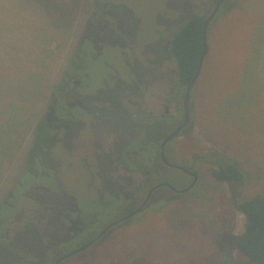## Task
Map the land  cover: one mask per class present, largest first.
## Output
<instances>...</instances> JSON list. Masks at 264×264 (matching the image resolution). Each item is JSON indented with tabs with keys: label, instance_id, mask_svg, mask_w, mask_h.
I'll return each instance as SVG.
<instances>
[{
	"label": "rangeland",
	"instance_id": "obj_1",
	"mask_svg": "<svg viewBox=\"0 0 264 264\" xmlns=\"http://www.w3.org/2000/svg\"><path fill=\"white\" fill-rule=\"evenodd\" d=\"M23 1L27 15L15 2L0 0L1 104L6 107L5 101L14 100V106L21 107L26 100L39 102L43 98L40 108L35 106L25 113L34 116L48 108L52 86L68 67L77 39L71 32L50 31L48 37L41 38L45 23L33 13L34 4ZM209 1L95 0L94 8L92 0H77L76 24L80 23L75 35L78 31L82 34L86 26L82 44L85 52H90L85 66L87 80L78 87L81 96L100 90L103 100L128 113L140 111V104L144 116L168 113V123L150 132L143 146L136 140L127 142H133L128 151H142L147 161H155L162 140L184 118L182 100L173 97L179 77L172 41L190 18L209 15ZM239 2L234 8L237 2L231 0L235 11L222 12L209 28L210 51L191 92V124L166 147L172 164L191 168L197 158L193 169L199 175L197 185L186 195H174L167 187L158 189L154 195L157 201L152 199L151 208L118 228L117 239L103 257L127 262L126 258L143 254L155 264H182L204 257L209 264H226L218 239L244 233L246 218L232 203L234 186L216 182L209 175L221 162H233L247 180L242 197L264 195V0ZM39 38L44 45L40 46ZM45 47L52 56L45 60L48 68H41ZM75 59L77 54L70 64L77 69ZM127 96L135 103L132 110ZM99 103L97 100L91 106L98 109ZM69 108L72 116L64 111L67 107L46 112L50 124L42 148L37 146L27 165V148L31 144V151L34 143L29 138L34 131H30L28 144L16 146L17 160L1 178L0 264H34L39 253L53 263L91 238V231L82 229V221L90 218L92 229L98 231L126 215L127 208L136 203L133 196L115 199L122 187L132 191L141 186L143 177L110 164L108 154L104 155L118 142L119 133L135 129L133 122L124 126L120 121L109 129L100 127L94 115L90 118L96 123L93 128L91 120H84V106L71 102ZM5 112V108L0 109L2 122ZM61 113L64 116L59 118ZM25 115L17 122L18 131L23 133L30 124ZM37 123L38 118L32 130ZM40 150L49 160L42 159ZM23 171L28 173L26 180L14 188L15 178ZM188 178L179 171L159 170L143 188L149 190L165 182L181 189L190 183ZM168 200L174 202L169 204ZM102 205L105 209L102 213L99 209L100 214L89 211ZM220 245L227 255V244ZM233 255L235 264H243L235 251Z\"/></svg>",
	"mask_w": 264,
	"mask_h": 264
},
{
	"label": "trees",
	"instance_id": "obj_2",
	"mask_svg": "<svg viewBox=\"0 0 264 264\" xmlns=\"http://www.w3.org/2000/svg\"><path fill=\"white\" fill-rule=\"evenodd\" d=\"M218 1L219 0H210L209 2L211 4V7L213 8V6ZM232 1L237 2L234 8H238L240 6V2H239L240 0H232ZM11 2H15L17 6L23 8L22 9L24 10L23 12L27 15L28 13L27 10L21 4L22 0H11ZM28 2L33 3L36 6V9H34L33 13L36 14L37 16H40L41 20L44 21L45 23L46 27L44 26L42 28L43 34L42 36H40L41 38L42 37L44 38V36L48 37L47 31L54 32V34H56L55 32L57 33L71 32L72 37L76 36L77 43L74 47V53L71 57V61L73 58L76 57V54H77V60L75 59V62L79 64V68L76 69L72 63L70 64L71 61L69 62L68 67L62 72L55 86H52V89L50 92L51 93L50 99L48 101V108L46 109L45 112H43V114L36 113L39 115V116L37 115L38 117L35 116L36 114H34V116H31V115H25V113L30 111L31 109H35V106H39V102H41V100H44L43 98L39 102H37L36 99L26 100L25 105L21 107L14 106V104L12 103L14 100L11 102L12 104L5 101L4 103H7L8 105V107L7 105L5 107L3 106V104H1L3 103V99L1 97L4 94V90L2 91L0 89V104H1L0 109L5 108L6 109L5 113L7 115L4 122L0 121V175H1L0 181H1L2 176L5 173L7 174L8 167L17 160V152H18L16 151L17 145H18L17 146L18 148L22 146L24 148V146L28 144L27 141H29V138L32 137V142H34L32 145L33 149L30 151L31 144L27 148L28 155H29L28 162H26L27 165L32 160V158H34V156L32 155L37 152L38 150L37 148L38 147L42 148V146L40 145L46 142L45 139H46V134H47L46 133L47 124H50V122L49 123L47 122V116H48L46 114L47 111H49L51 108L58 107V108L64 109L65 107H67V109L64 111H67L69 113V116H72L71 109L69 108L70 103L77 102L86 108V112L84 114V120H87L86 122H88V120H91L90 119L91 116H94L91 114L92 101L93 100L99 101L97 97L98 98L101 97L99 94H97L98 92L96 91H89L87 93H84L86 96L82 97L81 96L82 93L78 89L80 84L87 80L85 66L88 63L87 55H89L90 52L88 51L85 52L84 44H82V40L85 38L84 28H86V26L83 27L82 34L79 33L78 31L77 35H75V28L78 29L77 25H79L80 23L79 22L78 24H76V21H79V20H76L77 15L75 14L78 11L77 0H25L23 1V3L25 4ZM92 2L95 8V0H92ZM66 7H68L69 10H66ZM231 11L233 12L235 10L232 9L231 0H227L221 6L217 16H220L222 12L224 14H227V13L231 14ZM207 16L208 15H205V13L204 14L202 13V15L199 14L197 16L190 18L187 21V23L178 30V32L176 33L172 41L171 51L175 59V60L174 59L172 60H174L176 64L177 73L179 77L178 84H177V90L174 91L173 97L174 98L178 97L179 101L181 100L183 101L186 87L194 78L195 73L198 68L199 60H200L202 49H203V27H204ZM216 17L212 21V23L209 25L207 32L209 31V28L213 26V22L216 20ZM218 18L219 17H217V19ZM90 19H91V16H90ZM73 28H74V32H72ZM89 37L92 38V36H89ZM40 40H41L39 41L40 46L44 45L45 41L42 39ZM209 51H210V48H209V42H208V49H207L205 60L207 58V55L209 54ZM7 52H10V51H7ZM43 52H44V57L41 60L40 66L41 68H45V67L48 68L49 65L46 63L45 60L48 59L50 61L51 59L50 57L52 56V54L47 53L46 47L43 49ZM204 66H205V61H204ZM43 70L45 72L44 71L42 72L46 73V70L45 69ZM203 70H204V67H203ZM255 74L257 75V68H256ZM254 78L255 76L252 74L251 80H253ZM197 82L195 83L193 88L196 86ZM176 93H178V95ZM59 100H61L64 103V106H62L60 102H58ZM93 109H96V108L93 107ZM192 109L193 108L191 105V113H192ZM115 110L116 111L110 112V114L101 116L99 119L104 121V118H105L107 120L106 121L107 123H104V125H102L103 123L99 121L98 125L100 126L102 125L105 128L110 127L109 129H113L111 126H114V124L108 125V126L107 124L112 123L114 121L113 116L116 114V116L118 117V124H120L119 121H123L122 125L127 126L129 125V123L132 124L133 122V125H135L134 126L135 129H133V131L130 133L131 134L130 138H125L121 140V142L119 141L115 143L112 148H109L108 150H106L104 155L108 154L110 164L116 163L119 167L123 168L124 170L133 171L139 174L140 176H142L144 179V182L141 184V186L135 187L132 191H128L122 187V190L119 191L115 200L125 197V195L129 197L133 196V198L135 199L143 200L144 197H142V193L146 194L147 192L146 191L147 189L143 188V186L147 183L148 181L147 179L154 177V175H156L159 172V170H163L165 173H169V171L171 170L179 171L189 177L188 182L190 183L192 182L193 178L189 176L188 174H186L185 172L181 170H177V169L175 170L173 168H170L166 164H164L161 161L159 154H158V157L154 159L155 161H147V158H145V155L142 151L139 150L137 154H134L133 152L128 151L133 146V142L132 144L127 143V142L136 140L134 142H137L138 143L137 145L143 146V142L146 138L149 137L150 132L158 128V126L163 123L167 124L168 122L166 120L168 117V113L165 114V116H161V117L155 116L154 118H152V125H151V121L149 119L141 117L140 115L134 116L135 112L129 113L131 114V116L129 115L127 117H123L122 109H119L117 107L115 108ZM114 112L116 113L113 114ZM12 115H14V117H12ZM22 115L23 116L25 115L24 118L28 119L30 123L26 132L24 133L21 131H18L17 129V125H18L17 122H19ZM169 115L171 114L169 113ZM62 116L64 115L61 113L59 115V118ZM37 118H38V123L36 124L35 129L32 130V126L33 124H35ZM115 119L117 120L116 117ZM39 120L41 122H39ZM91 124L93 128L96 126V123L93 120H91ZM43 125H45V127ZM115 130L118 132V128ZM115 130H111V131L114 133ZM30 131L32 132L34 131V133H33V136H30L28 138ZM172 131H173V128L170 129L169 133H171ZM91 133L93 135V131H91ZM157 150L160 151V146H158ZM39 153H40V156H42V159H44L45 161L49 160L48 156L44 155L43 151L41 152L40 150ZM113 167L117 169L116 166H113ZM193 171L195 172V170ZM25 174L28 175L27 172L23 171L20 177L15 178L14 188H16V185L18 183H22L23 180H26ZM209 175L216 182L229 183L232 186H234L232 187V194H233L232 203L234 207L241 214H243L246 218L245 229L242 235L228 236V237L222 236L218 239L219 240L218 248H219L221 258L226 264H235V260H234L235 256L233 255L235 251L237 255H239L240 258L242 259L243 264H264V195L256 194L247 199L242 197L241 189L244 187L247 180H245L244 172L239 168V166H237V164L233 162H230L227 160H225L224 162H221V165L218 164L216 165V167L211 168L209 170ZM168 190L170 189L168 188ZM156 191L153 193L147 205L137 215H141V213L144 212V210L146 211L147 209L151 208L149 205L152 204V199L154 201H157L158 196L157 197L154 196L156 194ZM173 193L174 195L177 194L175 192ZM186 194H183V195H186ZM167 202L170 204V203H173L174 201L168 200ZM106 205L107 203L105 204V206ZM105 206L102 205V208L100 207L96 210L92 209L89 211H92L95 214H100L99 209H101V213H102L103 210L105 209ZM137 207H138V204H131V206L127 208V212L125 214H129L133 212ZM132 218L126 221H123L119 223L118 225H116L115 227L111 228L104 236H102L96 243L91 245L89 248L70 257L69 259L64 260L60 264H155L153 261L148 259L143 254L135 255L130 258H126V259H129L127 262H118L114 259V257H109V258H106V256L103 257V255L107 254V250H108L107 248H110L112 243L117 239L118 228L124 227L125 226L124 224H126L127 222L129 223ZM92 221L93 220L90 221V218L86 221H82V229L83 230L86 229V231L90 230L91 238L87 242L82 243L80 246L73 248L66 253L77 250L78 248L92 241L97 236L99 230L95 231L94 229H92V224H91ZM220 243H223L224 246L227 244V248H228L226 249V251L228 250L227 255L225 254L224 247L222 248ZM98 257H100L101 259H98ZM33 263L34 264H55V262L52 263L51 261H49L48 258H46V256H44L43 253H39L36 256V259L35 261H33ZM161 264H173V263L163 262ZM182 264H209V262L206 258L199 257V258L190 259L188 262H185Z\"/></svg>",
	"mask_w": 264,
	"mask_h": 264
},
{
	"label": "water",
	"instance_id": "obj_3",
	"mask_svg": "<svg viewBox=\"0 0 264 264\" xmlns=\"http://www.w3.org/2000/svg\"><path fill=\"white\" fill-rule=\"evenodd\" d=\"M226 1L227 0H219L213 6L211 12L209 13V15L206 18V21H205V24H204V27H203V49H202V54H201V57H200V60H199L198 68H197V71L195 73L194 78L192 79V81L186 87L185 95H184V98H183V101H182V110H183V114H184L183 121L173 130V132H171L164 139V141L160 145V158H161V161L164 164H166L167 166H169L170 168L181 170V171L185 172L186 174H188L189 176H191L193 178L192 182L187 187L182 188V189H177L174 186H172L171 184L165 183V182L157 183L156 185L151 187V189L148 191V193H147L145 199L143 200V202L141 204H139L138 207L133 212L122 216L120 219H118L116 221H113L112 223H109L104 228L99 230L97 236L92 241H90L89 243L83 245L82 247L78 248L77 250H74L73 252H69V253H66V254L60 256L55 261V264H60L64 260L69 259L70 257H72V256H74V255L86 250L91 245L96 243L102 236H104L111 228L115 227L119 223H121L123 221H126V220L134 217L138 213H140L143 210V208L147 205L149 200L151 199L153 193L156 190L160 189L161 187H167L170 190H172L173 192L183 195V194H186L189 191H191L196 186V184L198 183L199 176H198V174L196 172H194L191 169L186 168L184 166L172 164V163H170L167 160L166 154H165V148H166V145L170 141H172L173 139L178 138L180 136L181 132L186 127H188L191 124V91H192L193 86L198 81V78L201 75V72H202V69H203V65H204V61H205V57H206V54H207V49H208V32H207V30H208L209 25L212 23V21L215 19V17L219 13V10H220L221 6Z\"/></svg>",
	"mask_w": 264,
	"mask_h": 264
},
{
	"label": "flooded vegetation",
	"instance_id": "obj_4",
	"mask_svg": "<svg viewBox=\"0 0 264 264\" xmlns=\"http://www.w3.org/2000/svg\"><path fill=\"white\" fill-rule=\"evenodd\" d=\"M97 94H99L100 95V90L98 91V93ZM129 97H131V96H127L126 98H125V100H127L128 102H129V104L130 105H132V108H131V110L134 108L133 107V105L135 106V103L133 102H131L132 100H130L129 99ZM97 99H99V101L101 102V103H99V104H101L100 105V107L97 109H93V107H92V112H91V114L92 115H96L97 116V120H98V122L99 121H101V123H103L102 125H104V123H107L106 121V119L104 118V121H102L101 119H99L101 116H103V115H106V114H110V112H113V111H116L115 110V108L116 107H112V104L111 103H109L107 100H103L101 97L100 98H98L97 97ZM93 101H95V100H93ZM92 101V102H93ZM94 103V102H93ZM93 103H91V104H93ZM95 107V106H94ZM106 107V108H105ZM140 111L138 110V111H135L136 113L134 114V116H137V115H140L141 117H144V118H147V119H149L150 121H151V125H152V118H154V115H153V113L152 114H150L149 116H147L146 114H145V116H144V114H143V109L141 108V107H143V105L142 104H140ZM109 109V110H108ZM123 110V117H127V116H131V114H129L128 113V110H125L124 108L122 109ZM116 112H114L113 114H115ZM102 114V115H101ZM147 116V117H146ZM161 116H165V114L164 113H162V115ZM160 116V117H161ZM114 118H113V122L112 123H110V124H115V127H117L119 124H118V117L116 116V114L113 116ZM115 117L117 118V120L115 119ZM120 122V121H119ZM121 122H123V121H121ZM100 123V124H101ZM129 123V122H128ZM127 123V124H128ZM102 125L100 126V127H102ZM109 124H107V126H108ZM130 125V124H129ZM96 127V126H95ZM177 127V126H176ZM175 127V128H176ZM174 128V129H175ZM173 129V130H174ZM116 132V131H115ZM114 132V133H115ZM173 132V131H172ZM131 132L129 131V132H126V131H124V132H121V133H119L120 134V136H119V139H118V142L120 141L121 142V140H123V139H125V138H130V136H131V134H130ZM170 134V133H169ZM168 134V135H169ZM167 137V136H166ZM165 139V138H164ZM176 140V139H175ZM164 140H162V142H163ZM161 142V143H162ZM171 142V141H170ZM169 142V143H170ZM168 143V144H169ZM167 144V145H168ZM167 145H166V147H167ZM165 154H166V148H165ZM159 157H160V151H159ZM167 158V157H166ZM161 159V158H160ZM197 158L196 157H194V164L192 165V167L191 168H189V169H192V171H193V169H194V165H195V160H196ZM168 160V159H167ZM151 189V188H150ZM149 189V190H150ZM149 190H147V192H146V194L143 196L144 197V199H145V197H146V195H147V193H148V191ZM143 199V200H144ZM135 200V199H134ZM143 200L142 199H136L135 201H136V203L135 204H141L142 202H143Z\"/></svg>",
	"mask_w": 264,
	"mask_h": 264
}]
</instances>
